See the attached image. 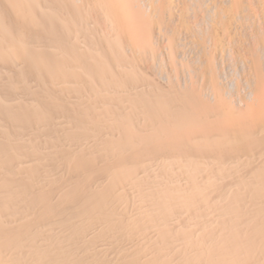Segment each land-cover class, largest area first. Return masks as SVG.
Wrapping results in <instances>:
<instances>
[{"label":"bare ground","instance_id":"6f19581e","mask_svg":"<svg viewBox=\"0 0 264 264\" xmlns=\"http://www.w3.org/2000/svg\"><path fill=\"white\" fill-rule=\"evenodd\" d=\"M0 264H264V0H0Z\"/></svg>","mask_w":264,"mask_h":264},{"label":"rangeland","instance_id":"374dc122","mask_svg":"<svg viewBox=\"0 0 264 264\" xmlns=\"http://www.w3.org/2000/svg\"><path fill=\"white\" fill-rule=\"evenodd\" d=\"M235 70H236V71H235ZM235 70H232V71H233V73H234V71H235L236 74H237V75L235 74V76L238 77V76L241 74V70H240V69H237V68H235ZM229 74H230V73H229ZM232 77H233V76L231 75V78H232ZM236 77H235V78H236ZM232 79H233V78H232Z\"/></svg>","mask_w":264,"mask_h":264}]
</instances>
